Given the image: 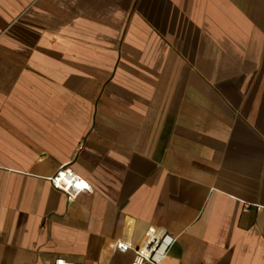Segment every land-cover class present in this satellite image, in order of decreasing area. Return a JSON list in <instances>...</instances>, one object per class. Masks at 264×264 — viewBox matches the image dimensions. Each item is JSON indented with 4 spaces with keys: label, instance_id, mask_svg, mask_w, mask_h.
Returning a JSON list of instances; mask_svg holds the SVG:
<instances>
[{
    "label": "crops",
    "instance_id": "1",
    "mask_svg": "<svg viewBox=\"0 0 264 264\" xmlns=\"http://www.w3.org/2000/svg\"><path fill=\"white\" fill-rule=\"evenodd\" d=\"M151 226L161 264H264V0H0V264Z\"/></svg>",
    "mask_w": 264,
    "mask_h": 264
},
{
    "label": "built area",
    "instance_id": "2",
    "mask_svg": "<svg viewBox=\"0 0 264 264\" xmlns=\"http://www.w3.org/2000/svg\"><path fill=\"white\" fill-rule=\"evenodd\" d=\"M52 186L66 195L67 201H72L81 192H90V184L69 167L59 169L49 177ZM256 209H259L257 207ZM246 210V208H245ZM175 242V237L165 230L148 227L144 241L140 245H133L131 241L116 239L112 246L115 250L125 253L132 250L134 255L131 264H161ZM48 264H84L56 257Z\"/></svg>",
    "mask_w": 264,
    "mask_h": 264
}]
</instances>
